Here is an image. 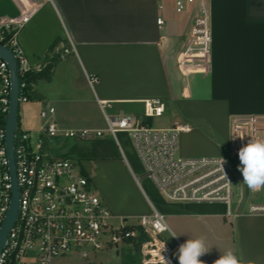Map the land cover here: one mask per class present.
I'll return each instance as SVG.
<instances>
[{"label":"crops","instance_id":"crops-1","mask_svg":"<svg viewBox=\"0 0 264 264\" xmlns=\"http://www.w3.org/2000/svg\"><path fill=\"white\" fill-rule=\"evenodd\" d=\"M175 1L0 0V24L29 18L20 31V43L32 64L48 70V77L38 81L50 86V99L39 94L38 102L55 108L60 128L103 129L98 126L100 116L104 120L99 102L109 105L112 117L132 115L142 119L144 103L158 99L165 112L168 103L177 104L188 115H197L200 110L207 125L217 128V115L226 118L229 158L230 117L264 115V0H212V42L205 59V74L181 72L179 57L192 14H177ZM159 17L165 21L161 28L157 25ZM71 45L74 51L63 57L64 49ZM87 76L97 77L94 87L89 85ZM205 105L215 108L203 109ZM173 125L167 122L160 128ZM184 125L191 129L180 134L181 157L221 153L219 144L202 128ZM97 140L101 143L107 139ZM120 152L123 155L121 149ZM99 154V158L88 161L96 166L113 159L104 158L101 151ZM123 160L120 157L114 161L123 169L128 188L135 192L142 208L130 216L121 214L120 209L117 214L126 218L149 215L152 203ZM80 167L112 210L108 191L98 187L96 174ZM240 182V199L232 205L231 216H227L226 206L219 203L170 201L162 205L161 213L176 235V245L204 237L210 248L200 258L205 264H213L227 249L264 264V216L248 213L254 200L249 197L243 178ZM121 254V250H115L117 259L95 255L87 261L121 264ZM133 263L130 259L127 264ZM174 263L179 264L176 255Z\"/></svg>","mask_w":264,"mask_h":264},{"label":"built area","instance_id":"built-area-1","mask_svg":"<svg viewBox=\"0 0 264 264\" xmlns=\"http://www.w3.org/2000/svg\"><path fill=\"white\" fill-rule=\"evenodd\" d=\"M212 0H176L175 12H190L191 24L183 41L179 66L186 74L208 73L205 59L211 49L210 6ZM28 17L0 24V46L13 55L19 80L18 103L29 102L34 82L31 77L42 71L30 62L19 39ZM161 28L163 17L157 19ZM74 51L73 45L64 49L63 57ZM94 87L97 77L87 76ZM11 72L0 58V231L10 208L12 178L6 142V124L11 98ZM18 106V107H19ZM105 129H63L55 120V108L45 104L39 113L44 121L35 147L26 130L16 129L13 156L19 206L16 221L0 252V264H52L55 258L78 252L89 260L90 252L120 247H137L140 264H160L162 253L170 264L179 245L171 247L164 234L171 235L166 217L151 205L149 215L126 218L114 215L101 197L92 189L93 182L82 168L69 158L50 155L46 143L62 137L75 141L97 140L109 135L115 143L118 133H127L143 166L145 176L165 199L185 203H219L232 215L235 199L233 188L234 164L239 166L238 151L251 137H264V115H234L229 120L231 153L225 157H179V137L190 131L184 124L169 128H152L148 120L162 117L164 104L156 99L144 103V118L126 115L112 117L106 113L108 104L99 102ZM224 172L231 182L223 179ZM261 201L251 202L248 213L264 216V189ZM133 222H130V221Z\"/></svg>","mask_w":264,"mask_h":264},{"label":"rangeland","instance_id":"rangeland-1","mask_svg":"<svg viewBox=\"0 0 264 264\" xmlns=\"http://www.w3.org/2000/svg\"><path fill=\"white\" fill-rule=\"evenodd\" d=\"M205 74V73H204ZM205 76V75H204ZM50 86H48L45 81H38L33 86V90L29 93V102L21 103L18 107V121L20 130H26L30 134V142L33 147H35L39 141L41 135V128L44 124V121L40 118V111L44 109V103L40 104L38 102L39 94H42L47 99H50L49 96ZM207 104V103H206ZM221 104V103H218ZM209 110L210 108L214 109V105L203 106V109ZM217 111V110H216ZM215 112V111H214ZM106 113L110 115V110L106 109ZM217 113V112H216ZM200 110L197 111V115H188V112H184L177 104L168 103L166 106V112L162 118H153L148 121V124L152 128H160L163 127V124L167 122L170 125H173L175 122L178 124H189L194 128H202V131L206 133L211 140H215L216 144H219L221 153L219 155L212 156H198V157H225L228 158L229 155V146L227 145V124L226 118L217 115L216 123L218 124V128L212 126L211 124L207 125V118L202 116ZM116 116H121L118 114ZM98 126H101L103 129L106 128L105 121L102 119ZM143 119V117H142ZM219 130H217V129ZM229 131V129H228ZM214 136V137H212ZM107 140L99 143L97 140L90 141H75L72 139H66L62 137H57L52 139L51 141L46 143V148L49 151L50 155L54 158L65 159L69 158L74 161L78 166H84L91 175H95L98 177V187L101 189L104 188L108 191V195L113 203L112 210L109 208L107 202L102 197L101 192L95 186L93 182L92 189L101 197L107 207L111 210V212L119 216L118 213L122 211L121 214H133L138 211V209L142 208L140 201L137 200V196L134 191L129 190L128 188V180L126 176L122 172V168L119 163L114 161L116 158H122L126 160L128 167L130 168L132 174L136 177L137 182L140 188L143 190L149 201L152 205L159 211H161V206L169 204L170 201L164 198V196L158 192L154 184L145 176L143 166L140 162V159L136 153L133 142L130 136L127 133H118L117 141L119 146L115 143L114 140L109 135H105ZM183 136L181 135L180 141L182 143ZM183 144V143H182ZM185 147V146H184ZM120 149L123 151V155L120 152ZM102 152L104 158H113L110 161H106L101 164L90 163L88 160L94 157L99 158L101 156L99 152ZM106 156V157H105ZM181 157V155H179ZM198 157H186V158H198ZM185 158V157H181ZM123 160V161H124ZM97 163V162H96ZM96 167V168H95ZM234 172H233V188L235 199L233 204L237 203L240 199V191H241V182L240 179L243 178L242 174L238 170V166L234 164ZM86 174V173H85ZM131 174V175H132ZM110 188V189H109ZM245 189V186H244ZM247 189H245V192ZM112 193V195H111ZM246 195V193H245ZM249 197L257 202L261 201V194L259 193H251L249 190ZM118 213V214H117ZM133 218V217H131ZM130 222H133L132 220ZM168 224V221L166 219ZM169 226V224H168ZM170 228V227H169ZM165 241L171 246L175 247L178 244L177 239L171 237L168 233L164 234ZM121 249V264H127L130 259L136 256V251L133 249L126 250L125 247H120ZM89 259H93L96 256L105 257L111 256L116 258L115 250L109 249L102 252H90ZM117 259V258H116ZM132 263V261H131ZM52 264H88V261L82 260L80 254L78 252H73L70 254H66L64 256L55 258ZM105 264V263H103ZM133 264H136L135 262Z\"/></svg>","mask_w":264,"mask_h":264},{"label":"clouds","instance_id":"clouds-1","mask_svg":"<svg viewBox=\"0 0 264 264\" xmlns=\"http://www.w3.org/2000/svg\"><path fill=\"white\" fill-rule=\"evenodd\" d=\"M238 157L240 161L238 170L242 174L243 184L253 192L264 189V137H251L248 143L239 149ZM223 163L222 160L220 170L223 179L231 184L224 172ZM175 236L174 232L171 233V237ZM164 251L165 243L161 248L160 264H170V261L166 260L162 254ZM209 251L210 248L206 239L197 237L188 239L181 244L175 255L179 264H205L200 258ZM213 264H256V262L234 252L232 249H227Z\"/></svg>","mask_w":264,"mask_h":264},{"label":"water","instance_id":"water-1","mask_svg":"<svg viewBox=\"0 0 264 264\" xmlns=\"http://www.w3.org/2000/svg\"><path fill=\"white\" fill-rule=\"evenodd\" d=\"M0 58L5 60L8 63L10 72H11V98H10V108L8 114V120L6 124V142L7 149L10 160V172L12 178V199L10 208L6 215V218L3 222L1 231H0V252L4 247L7 235L11 228L13 227L17 215H18V206H19V192L17 188L16 176H15V167H14V156H13V137L16 129L17 118H18V90H19V80L17 77V65L16 61L5 47L0 46Z\"/></svg>","mask_w":264,"mask_h":264},{"label":"trees","instance_id":"trees-1","mask_svg":"<svg viewBox=\"0 0 264 264\" xmlns=\"http://www.w3.org/2000/svg\"><path fill=\"white\" fill-rule=\"evenodd\" d=\"M48 72V70H43L41 73L35 74L31 77V81L36 83V81H38L39 79H41L42 77H48V74H46ZM134 250L136 251V256L133 257V262H135L136 264H140V258H139V254H138V249L137 247L134 248Z\"/></svg>","mask_w":264,"mask_h":264}]
</instances>
